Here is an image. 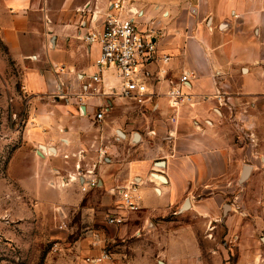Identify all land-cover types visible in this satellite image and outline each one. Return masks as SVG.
<instances>
[{
  "label": "crops",
  "instance_id": "crops-1",
  "mask_svg": "<svg viewBox=\"0 0 264 264\" xmlns=\"http://www.w3.org/2000/svg\"><path fill=\"white\" fill-rule=\"evenodd\" d=\"M115 1L0 0L1 212L17 215L18 199L39 200L44 211L83 208L91 223L73 243L80 259L61 264H84L103 247L115 264H203L195 225L178 224L189 199L187 211L212 227L208 242L224 207L228 236L240 242L237 264H264V149L254 144L264 120V0H127L141 29L161 34L159 55L171 57L153 106L135 111L83 89L100 52L83 41L84 23L100 24ZM186 72L194 102L173 109L166 93ZM104 82L118 86L111 71ZM245 165L252 169L241 183ZM80 175L97 187L82 192ZM132 184L140 209L123 211L120 190ZM20 210L28 216L30 207ZM2 226L0 237L14 234ZM213 253V264H227L228 252Z\"/></svg>",
  "mask_w": 264,
  "mask_h": 264
},
{
  "label": "built area",
  "instance_id": "built-area-1",
  "mask_svg": "<svg viewBox=\"0 0 264 264\" xmlns=\"http://www.w3.org/2000/svg\"><path fill=\"white\" fill-rule=\"evenodd\" d=\"M141 16L134 11L127 0H116L104 14L100 24L94 16L91 18L87 31L82 39L88 44H97L100 48L95 61V71L88 75L84 81L83 89L92 97H117L125 103L138 108L151 107L154 97L157 96L155 84L166 79L171 62L169 55H159L156 39L161 36L155 30L145 32L141 29ZM159 65L156 72L149 68ZM111 71L118 81V86L106 87L105 72ZM190 74L183 73L177 84L166 93L170 107L173 109L183 105H192L194 98L184 92L189 90ZM153 106V105H152ZM104 111L97 114L102 119ZM89 175V173H88ZM81 175L73 178L80 183L82 192H88L97 187V180L88 178L82 180ZM72 180V178H70ZM137 185L132 184L120 190L122 205L119 209L127 212L139 211L137 204ZM124 221L120 217H107L109 224L117 225ZM84 264H115L113 255L106 248L96 257H86Z\"/></svg>",
  "mask_w": 264,
  "mask_h": 264
},
{
  "label": "rangeland",
  "instance_id": "rangeland-1",
  "mask_svg": "<svg viewBox=\"0 0 264 264\" xmlns=\"http://www.w3.org/2000/svg\"><path fill=\"white\" fill-rule=\"evenodd\" d=\"M129 106V105H128ZM131 111H135L134 106H129ZM144 111V110H143ZM120 112V110H118ZM151 111H146L150 113ZM259 140L254 143L259 148L260 153L264 149V120L259 121L257 127ZM264 188V186H263ZM239 190V185L235 184L226 195L222 204L228 206L226 213L234 208V195ZM264 194V192H263ZM1 202V201H0ZM17 215L10 217L7 212L0 210V225L6 230L12 229L11 235L6 231L0 237V264H61L70 259L78 261L75 257L77 250L73 246L75 240L88 233L90 221L83 215V208H71L66 211L52 207L51 211L43 210L41 201L18 199ZM11 200L7 198L1 204L5 211L10 208ZM86 204V203H85ZM29 205L28 216H22L20 207ZM224 207L219 208L221 222L215 230L214 239L208 242L207 233L212 229L208 224V219L191 213L184 212L178 220V224L192 223L195 225L199 244L204 259L203 264H213L210 256L212 250L218 251V255H226L229 259L227 264H237L240 256L239 241L228 236V228L222 219ZM201 213V212H200ZM247 250H250L247 248ZM74 257V258H73ZM69 259V260H68ZM67 264V263H66Z\"/></svg>",
  "mask_w": 264,
  "mask_h": 264
},
{
  "label": "water",
  "instance_id": "water-1",
  "mask_svg": "<svg viewBox=\"0 0 264 264\" xmlns=\"http://www.w3.org/2000/svg\"><path fill=\"white\" fill-rule=\"evenodd\" d=\"M118 134L122 135V132L118 131ZM140 140H141V135L138 132H135L134 136H133V143H139ZM158 165L159 166H163L164 163L163 162H159ZM251 169H252V167L249 166V165H245L243 167V172H242V176H241V179H240L241 183H243L247 179ZM153 176H154V178L158 179L161 182H165L166 181L165 178L163 176H161V175L154 174ZM189 209H190V201H189V199H186L185 203L180 208L179 212L182 213V212L187 211ZM227 209H228V206L225 205V211H227ZM161 264H163V263L161 262Z\"/></svg>",
  "mask_w": 264,
  "mask_h": 264
}]
</instances>
